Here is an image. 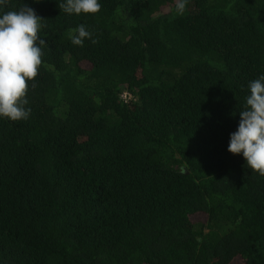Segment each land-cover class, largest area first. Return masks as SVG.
<instances>
[{
	"label": "trees",
	"instance_id": "obj_1",
	"mask_svg": "<svg viewBox=\"0 0 264 264\" xmlns=\"http://www.w3.org/2000/svg\"><path fill=\"white\" fill-rule=\"evenodd\" d=\"M63 3L5 7L46 44L29 119L0 118V264H264V176L227 150L264 0ZM81 24L94 43H71Z\"/></svg>",
	"mask_w": 264,
	"mask_h": 264
},
{
	"label": "clouds",
	"instance_id": "obj_2",
	"mask_svg": "<svg viewBox=\"0 0 264 264\" xmlns=\"http://www.w3.org/2000/svg\"><path fill=\"white\" fill-rule=\"evenodd\" d=\"M8 0H0V118L27 120L28 83L38 75L45 39L40 35L43 18L24 4L18 10H5ZM188 0H176L175 14L183 15ZM69 15L96 14L100 0H64L61 5ZM70 40L83 46L92 33L81 24L70 30ZM248 95L239 112L237 129L230 133L228 152L242 155L252 172L264 176V74L248 82Z\"/></svg>",
	"mask_w": 264,
	"mask_h": 264
},
{
	"label": "rangeland",
	"instance_id": "obj_3",
	"mask_svg": "<svg viewBox=\"0 0 264 264\" xmlns=\"http://www.w3.org/2000/svg\"><path fill=\"white\" fill-rule=\"evenodd\" d=\"M191 220L192 221H199V220H204L203 217L201 215H196V216H193L191 217Z\"/></svg>",
	"mask_w": 264,
	"mask_h": 264
}]
</instances>
